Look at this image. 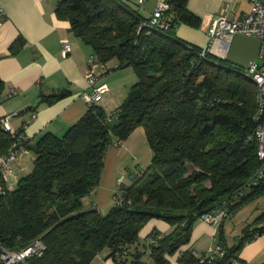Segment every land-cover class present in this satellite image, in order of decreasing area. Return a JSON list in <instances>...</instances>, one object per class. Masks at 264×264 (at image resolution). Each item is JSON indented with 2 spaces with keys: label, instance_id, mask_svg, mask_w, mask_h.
I'll return each instance as SVG.
<instances>
[{
  "label": "trees",
  "instance_id": "16d2710c",
  "mask_svg": "<svg viewBox=\"0 0 264 264\" xmlns=\"http://www.w3.org/2000/svg\"><path fill=\"white\" fill-rule=\"evenodd\" d=\"M165 1L171 24L149 33L132 0L57 1V16L101 61L115 59L110 69L133 66L137 79L118 106L106 110L97 100L60 136L48 131L32 144L24 142L34 159L14 188L0 194V246L17 248L42 238L45 247L29 264H90L97 255L115 264H171L168 256L176 264H231L251 231L264 232V223L244 227L236 243L226 245L219 231L214 243L226 253L202 261L208 249L186 246L199 212L226 201L229 218L240 204L264 194V176L251 181L262 163L253 133L257 84L242 64L209 50L201 54L202 47L177 38L178 21L197 24L198 17L187 0ZM22 43L19 36L10 48ZM5 88L0 77V93ZM138 126L153 152L148 166L136 180L134 172L130 184L118 185L121 202L107 212L85 209L82 197L98 184L112 137L122 140ZM12 139L0 127V154ZM152 218L170 229L153 225L143 233ZM254 221L264 222V211ZM151 233L156 241L145 258ZM117 249L128 255L115 257Z\"/></svg>",
  "mask_w": 264,
  "mask_h": 264
},
{
  "label": "crops",
  "instance_id": "0c3cea01",
  "mask_svg": "<svg viewBox=\"0 0 264 264\" xmlns=\"http://www.w3.org/2000/svg\"><path fill=\"white\" fill-rule=\"evenodd\" d=\"M57 1L0 0L6 12L0 22V77L6 85L5 90L0 93V116L14 113L8 119L10 126L24 132L28 137V144L34 143L38 136L48 131L60 136L88 106L82 92L86 85L84 76L89 55L93 51L89 44L84 43L82 38L70 30L68 20L57 16ZM132 1L147 18L159 0ZM186 2L187 9L198 17V23L178 21L175 30L177 38L202 48L207 46L212 53L239 65L257 57L259 39L256 35L239 32L228 39L218 38L210 42L206 31L214 14L227 12L230 18L238 19L249 12L251 0ZM19 36L23 38V43L14 51L10 48V43ZM63 39L70 44V49L65 55L61 53ZM106 64L108 67L114 66L116 60L109 59ZM109 71L98 79L108 85V90L97 101L107 110L121 104L137 79L132 66ZM152 153L142 127H136L122 140L112 137V142L105 150L100 180L92 191L82 197L84 208L95 207L100 213L107 212L115 203L114 193L117 186L130 184L133 173L148 166ZM32 154L28 148L11 163L12 174L2 181L5 188L13 189L18 178L30 170L34 159ZM1 157L2 153L0 163ZM261 211H264V194L236 207L231 217L224 218L220 229V221L211 224L196 218L192 224L190 241L186 246H198L201 248L200 252L206 250L213 246L219 231H222L226 245H232L236 243L237 238L236 241L229 240L226 230H230L235 223H239L235 225L237 229L264 223L254 221ZM154 219L157 218L149 221L150 225L143 229V233L153 225L157 226L152 223ZM159 222L162 224L160 228L157 227L162 232L170 229L165 221ZM206 239L209 240L208 245L203 243ZM237 256L239 264L264 262V232L244 243ZM96 257L104 258L101 255ZM103 260L104 264H115L109 257ZM168 260L171 264H176L174 256H168Z\"/></svg>",
  "mask_w": 264,
  "mask_h": 264
},
{
  "label": "built area",
  "instance_id": "2783aa9c",
  "mask_svg": "<svg viewBox=\"0 0 264 264\" xmlns=\"http://www.w3.org/2000/svg\"><path fill=\"white\" fill-rule=\"evenodd\" d=\"M168 7L169 4L165 0H159L152 14L145 20H142L140 26H144L148 33L154 29L164 31L169 28L172 16L166 11ZM5 16L6 12L0 3V22ZM206 31L208 37H210V42H214L218 38L228 39L234 33L239 32L247 35H256L259 39L257 57L249 59V61L243 65L242 69V72L257 84L255 95L256 112L254 114V119L258 121V124L253 133L257 145L256 155L262 163L256 169L253 179H251V181L256 184L259 178L264 176V0H251L249 12L243 14L238 19L230 18L227 12L214 14L209 21ZM62 45L61 53L65 55L70 49V44L67 40L63 39ZM201 50V54H204V52L208 50L207 46H204ZM89 56L85 76L87 80L90 81V86L93 87V89H84L82 92L86 105H91L93 102L99 100L102 94L108 90V85L106 83L97 84V79L110 69L106 62L101 61L95 53ZM13 114L14 113L0 116V127L7 130L8 133L13 136L11 146L1 157L0 173L2 180L0 181V194L5 191L2 181L6 180L8 176L12 174L13 170H11V163L19 154L25 153L28 149V146L24 144V142L28 140L25 133L21 130L17 132L16 129L10 126L8 119ZM141 172L142 169L136 170L134 180L141 176ZM121 199V189L117 186L114 193V201L115 203H119ZM225 202L226 201H223L222 204L220 203L217 206H213L211 209H205L199 212L197 218L212 224L224 219V217L230 216L231 210ZM259 235L258 231H251L248 240L254 239ZM155 241L156 236L152 233L148 235L144 242L145 258L150 255L152 251L151 244ZM44 247L45 242L40 237H35L29 241V244L17 248L0 246V264H29L28 260L30 256L39 254ZM225 253L226 250L222 245L213 243V246L208 248L203 255L200 254L201 257L199 260L202 261L204 257L210 258L214 256V254L223 256ZM120 255H122V257L123 255H128V251L126 249H117L114 256L119 257ZM232 262L234 264L240 263L237 259H233Z\"/></svg>",
  "mask_w": 264,
  "mask_h": 264
},
{
  "label": "rangeland",
  "instance_id": "374dc122",
  "mask_svg": "<svg viewBox=\"0 0 264 264\" xmlns=\"http://www.w3.org/2000/svg\"><path fill=\"white\" fill-rule=\"evenodd\" d=\"M111 61H108V63H110ZM133 67V66H132ZM111 71H115V70H111ZM108 72V71H107ZM110 72V71H109ZM100 78V77H99ZM98 78V79H99ZM84 79L86 80V85H85V89H89V90H92L93 89V87H91L90 86V81L89 80H87V78L84 76ZM97 79V84H99V83H102V82H99V80ZM96 86V85H95ZM94 86V87H95ZM84 90V89H83ZM107 110V109H106ZM12 141H13V139H12ZM12 143V142H11ZM11 145V144H10ZM32 156H33V154H32ZM249 187H247V188H245V191H247V189H248ZM226 218H228V217H226ZM158 220V221H157ZM151 221V220H150ZM159 221H161V219L159 218V219H154V220H152V223H155V224H157V226L160 228V225L162 224V223H160ZM149 223V221L146 223V225L143 227V229L144 228H147L150 224H148ZM239 223H235V224H233L234 226H231L230 227V230H226V232H227V235H229L228 236V238H229V240H231V241H233V240H235L237 237H238V235L237 234H242L243 232H242V227L241 228H239V229H237V226H235V225H238ZM170 228V227H169ZM238 230H240V231H238ZM238 232H240V233H238ZM205 242H203V243H205V245H208L209 244V240H204ZM236 241V240H235ZM200 244V243H199ZM193 247H194V249L195 250H197L198 252H200V250H201V248H199L198 246H194L193 245ZM201 253V252H200ZM105 258V257H104ZM104 258H98V257H95V259L92 261V263L91 264H104ZM110 258V257H109ZM108 263H109V261H108ZM110 264V263H109ZM147 264H155L154 263V261H152V260H148V263Z\"/></svg>",
  "mask_w": 264,
  "mask_h": 264
},
{
  "label": "water",
  "instance_id": "95a60500",
  "mask_svg": "<svg viewBox=\"0 0 264 264\" xmlns=\"http://www.w3.org/2000/svg\"><path fill=\"white\" fill-rule=\"evenodd\" d=\"M202 204V201H199V203L197 204V208H199Z\"/></svg>",
  "mask_w": 264,
  "mask_h": 264
}]
</instances>
